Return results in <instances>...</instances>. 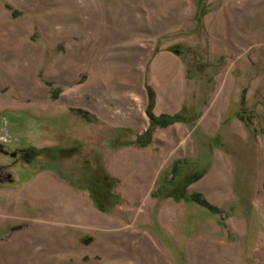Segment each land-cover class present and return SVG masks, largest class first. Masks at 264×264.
I'll return each instance as SVG.
<instances>
[{
	"label": "rangeland",
	"instance_id": "1",
	"mask_svg": "<svg viewBox=\"0 0 264 264\" xmlns=\"http://www.w3.org/2000/svg\"><path fill=\"white\" fill-rule=\"evenodd\" d=\"M220 1L0 0V264H264V24Z\"/></svg>",
	"mask_w": 264,
	"mask_h": 264
},
{
	"label": "crops",
	"instance_id": "2",
	"mask_svg": "<svg viewBox=\"0 0 264 264\" xmlns=\"http://www.w3.org/2000/svg\"><path fill=\"white\" fill-rule=\"evenodd\" d=\"M207 13L208 11L204 12L202 17ZM209 14L211 16L207 17V14V19H202L201 17L202 24H220L221 27L222 24H229L228 27L231 30L238 24H246V26L248 24H264V0H221L220 4L213 11H210ZM231 37L232 36H230V38ZM233 38L240 44L250 40L249 34L245 37L242 36L239 38L236 36V38ZM251 38L255 39L258 38V36H253L252 34ZM163 113H165V115L173 114V112L167 110ZM165 201H167V199Z\"/></svg>",
	"mask_w": 264,
	"mask_h": 264
},
{
	"label": "water",
	"instance_id": "3",
	"mask_svg": "<svg viewBox=\"0 0 264 264\" xmlns=\"http://www.w3.org/2000/svg\"><path fill=\"white\" fill-rule=\"evenodd\" d=\"M1 123V118H0ZM3 126V122L0 127ZM3 131L0 130V185H9L16 181L14 166L21 161L22 157L27 153V149L9 148ZM19 156L21 158H19Z\"/></svg>",
	"mask_w": 264,
	"mask_h": 264
},
{
	"label": "trees",
	"instance_id": "4",
	"mask_svg": "<svg viewBox=\"0 0 264 264\" xmlns=\"http://www.w3.org/2000/svg\"><path fill=\"white\" fill-rule=\"evenodd\" d=\"M153 125L155 126H164V125H168L174 122V120H176V117H158V118H151ZM197 202L204 204L205 202L201 199L197 200Z\"/></svg>",
	"mask_w": 264,
	"mask_h": 264
},
{
	"label": "flooded vegetation",
	"instance_id": "5",
	"mask_svg": "<svg viewBox=\"0 0 264 264\" xmlns=\"http://www.w3.org/2000/svg\"><path fill=\"white\" fill-rule=\"evenodd\" d=\"M196 179H198V177H196L195 180H196ZM188 182H189V180L183 185L184 188H185L188 184H190V182H189V183H188ZM183 186H182V187H183ZM170 196H172V195H170ZM170 196H169V197H170ZM173 197H174V196H173ZM191 198H192L195 202H197V200H199V199L203 200V198H201V197H200L199 195H197V194H194ZM203 201H204V200H203ZM197 203H199V202H197ZM199 204H201V203H199ZM202 205H204V204H202ZM204 206H206V204H205Z\"/></svg>",
	"mask_w": 264,
	"mask_h": 264
}]
</instances>
